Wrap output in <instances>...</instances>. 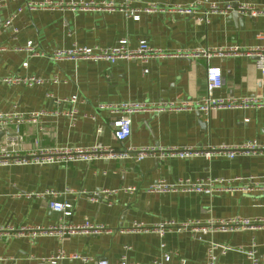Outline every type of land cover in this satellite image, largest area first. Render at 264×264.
I'll use <instances>...</instances> for the list:
<instances>
[{"label": "crops", "instance_id": "crops-1", "mask_svg": "<svg viewBox=\"0 0 264 264\" xmlns=\"http://www.w3.org/2000/svg\"><path fill=\"white\" fill-rule=\"evenodd\" d=\"M61 5L112 3L125 11L24 10L27 3ZM200 4L224 8L228 4H250L264 8V0H0V77H34L42 85H0V113H41L36 123L10 126L0 131V149L13 143L20 156L39 148H91L102 145L115 151L144 147H219L241 146L255 142L264 148V109L220 110L209 116L196 110L132 116V134L123 143L114 137V123L119 119L100 106L113 103L151 105L192 102L207 96V67L219 68L224 82L215 96L244 99L264 95V79L254 60L248 57H212L185 59L168 57L140 61L60 60L53 61L57 50L74 47L110 48L128 40L129 49L142 41L165 53L227 50L238 46L248 49L261 45L264 16L214 14L208 24L199 23V15L187 16L175 11L146 13L151 5L188 7ZM140 10L139 20L129 18L126 10ZM34 44L40 56L26 47ZM28 63V67L23 65ZM147 71V73H145ZM78 97L74 119L67 113L66 102ZM245 119L250 122L245 124ZM5 133V134H3ZM236 177H264V150L257 155H240L234 159L216 156L161 160L147 157L137 160H99L68 166L11 165L0 166V227H52L62 222L81 225L87 221L103 225L111 233L99 236H75L60 242L56 237L0 238V264H52L49 260L60 250L94 259L58 261V264H96L97 259L116 263L124 256L130 262L153 264L165 252L173 255L165 264H209V244L231 247L217 251L218 264H252L245 252L264 255V195L222 192L213 197L185 192L149 193L148 189L164 181L175 186L180 180H205ZM137 187L135 193L124 189ZM74 193H65L67 190ZM118 190L111 204L90 201L79 193ZM60 193L58 202L74 206L73 215L65 219L50 210L51 196ZM33 195V196H29ZM244 219L262 223L257 230L209 233L204 241L194 239L188 231L168 232L163 238L154 233H122L133 225L152 228L160 222ZM164 247V248H163ZM262 264V263H260Z\"/></svg>", "mask_w": 264, "mask_h": 264}, {"label": "built area", "instance_id": "built-area-1", "mask_svg": "<svg viewBox=\"0 0 264 264\" xmlns=\"http://www.w3.org/2000/svg\"><path fill=\"white\" fill-rule=\"evenodd\" d=\"M67 8L72 11L80 10H99V11H125L123 7H117L112 3L105 5H97L95 3H81V4H54V3H27L25 7L20 8L17 13H21L24 10L29 12L37 10H56ZM200 4L190 5L188 7H159L157 5H151L145 9L146 13H153L157 11H175L182 15L195 16L199 15V23L208 24L210 16L214 14L228 15L230 13H238L240 15L259 17L264 16V8L260 9L250 4H242L238 6L228 4L222 8L219 5H210L207 9H204ZM127 16L135 20H139L140 16L138 12L140 10H126ZM16 15H13L6 23L0 20V27H9ZM262 40V44L256 47L248 49H241L238 46L232 47L227 50H198L195 52L186 51L178 54H168L160 49H156L150 46L146 41H142L137 49L128 48V40L123 39L119 42L116 47L110 48H86V47H74L71 50H57L51 54L53 61L60 60H106L111 63H115L119 60L126 61H140L144 64L149 63L152 60L165 59L171 56L185 59L193 58H205L209 61L214 56L223 58L230 57H248L254 60L255 66L263 76L264 79V34L259 35ZM27 51L31 55H43L35 51L34 44L29 42ZM25 68L28 67V63L23 65ZM147 73V71H145ZM224 78L219 68L207 67V96L198 101L192 102H180L170 104H158L151 105L145 103H113L101 105L99 108L101 111H109L110 113L119 116V119L114 123V137L115 139L123 143L132 134V116L137 113L148 112L151 114H162L166 112L175 111H187L196 110L209 116L212 112L220 110H251V109H264V95L261 97H247L244 99H223L215 96V92L221 89L223 86ZM22 85V86H33L42 85L43 81L32 78V77H0V85ZM71 105L70 112L67 115L74 119L78 114L75 105L78 103V97L74 96L69 101H66ZM44 113H29V114H18V113H0V131H4L10 126H21L24 124L36 123L38 118ZM250 122L249 119H245V124ZM264 150L263 147L259 146L255 142H250L241 146H209V147H169V148H153L144 147L141 149H126L122 151H115L102 145H97L91 148H39L37 151L28 154L27 156H20L17 150L14 148L13 143H8L7 146L0 149V166H11V165H38V166H68L73 163H87L91 164L99 160H137L142 161L147 157H156L161 160L168 158H198L202 157L205 159H212L216 156H226L230 159H234L240 155H257L259 152ZM126 192L135 193L137 187H129L124 189ZM185 192V193H198L213 197L214 195L222 192H241L248 195H254L261 193L264 195V177L257 179L254 177L243 178L236 177L232 179L227 178H216V179H205L198 181L180 180L175 186L166 185L164 181L157 183L156 185L148 189L149 193H167V192ZM118 190H101L95 193H87L85 191L80 192V195L86 196L92 202L96 203H107L111 204V196L118 194ZM65 193H74L72 190H67ZM60 193L55 191H47L41 196H51L54 200L49 203L51 211L62 215L65 219H69L73 215L74 206L69 202H58L56 200ZM33 196V195H29ZM263 227L262 223L256 221L244 220V219H232L229 221L225 220H209L206 223L200 221H186L178 223L176 221H162L158 225L152 228L143 227V225L135 224L128 230H122V233H154L160 238H163L168 232H190L194 239L204 241V236L209 233H227V232H239L247 230H257ZM112 231L104 227L103 225H97L87 221L81 225H74L70 222H62L52 227L42 226H25L21 228L13 227H0V238H11V237H27L31 240H35L39 237H56L60 242L65 241L67 238L75 236H99L102 234H108ZM164 248V247H163ZM233 249L231 247L209 244L208 259L209 264L217 263V251L226 254ZM248 259L252 264H264V255L257 257L255 252H245ZM173 255L169 252L163 254L162 259H157L153 264H165L172 260ZM69 260V261H82L88 263L94 261L89 257H83L78 253L66 254L60 250L59 253L52 257L49 261L52 264H58V261ZM181 264H185L183 260H180ZM96 264H138L130 262L126 256L122 257L120 261L111 263L106 259H97Z\"/></svg>", "mask_w": 264, "mask_h": 264}, {"label": "water", "instance_id": "water-1", "mask_svg": "<svg viewBox=\"0 0 264 264\" xmlns=\"http://www.w3.org/2000/svg\"><path fill=\"white\" fill-rule=\"evenodd\" d=\"M234 15H239V14L235 12ZM239 16H240V15H239ZM3 134H5V133H3Z\"/></svg>", "mask_w": 264, "mask_h": 264}]
</instances>
